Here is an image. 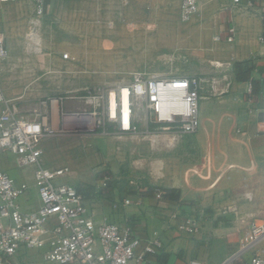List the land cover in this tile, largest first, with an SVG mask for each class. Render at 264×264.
Wrapping results in <instances>:
<instances>
[{"label":"crops","instance_id":"0c3cea01","mask_svg":"<svg viewBox=\"0 0 264 264\" xmlns=\"http://www.w3.org/2000/svg\"><path fill=\"white\" fill-rule=\"evenodd\" d=\"M181 1L130 0L129 4H124L123 0H47L41 25L44 23L50 30L52 24L60 26L66 22L64 18H71L67 22L76 24V27H69L70 36L79 40H97L94 31L82 30L78 24L101 22L97 16L101 19L107 17L115 25L127 20V23L134 25L113 29L111 32L116 35L110 38L175 41L170 56L179 53L187 58L181 57L174 61L171 64L173 69L176 66L185 70L184 66H188L190 70H195L191 74H198L196 64L206 69L207 63L214 64L217 61L232 63L234 67L238 61L249 60L256 66L252 76L264 82V41H261V37H264V0H255L253 6L243 0L239 7H233L232 0H199V11L188 21L181 19ZM14 2L23 11L21 15L7 19L1 16L3 5L0 3V33L5 39L9 55L15 49L25 50V46H16L19 40L27 38L28 28L25 25H28V19L35 11L33 0ZM27 5L31 6V12L26 9ZM27 15V22L20 26ZM231 25L236 27L232 42L226 39ZM216 35H221L222 40H216ZM107 37L104 36L105 39ZM137 44L138 47L142 46L140 42ZM250 84L249 81H234L232 93L225 99L231 107L236 105L237 108H227L222 117L220 112H214L211 101L201 102V127L196 134V143L183 146L187 148L186 151L191 147L197 153L195 156L182 155L160 160L159 163L152 162V173L133 192L111 191L109 189L112 187L109 186L102 195L88 197V204L96 212L99 221L106 219L122 225L129 224L143 239L155 232L163 238L165 247L159 253L149 255L148 264H190L193 259L206 264H221L234 255L248 258L264 251V239L250 246L251 236L247 233L253 220L264 219V133L261 122H253L252 102L255 101V95L251 92L242 96L244 91L248 92ZM64 103L52 115L53 125H57L58 129H65L71 124V119H63ZM221 120L225 126L239 122L236 145L224 143L222 147H214L205 143L207 134H224L219 131ZM208 128L209 131H206ZM56 142L48 139L43 142L46 163L53 167L69 166L54 159L60 150ZM0 159L1 167L18 182L27 179L33 182L10 153L0 150ZM76 161L71 162L72 169L61 178L62 181L76 187L94 185L100 188L101 181L110 179L103 172L91 175L85 163L78 166L80 162ZM93 176L96 180L92 179ZM246 182L255 192L251 201L243 197V184ZM149 187L155 188L151 194ZM167 188L176 189L174 194L180 197H167ZM156 191H162L163 197L157 198ZM127 197L133 200L131 204L124 203ZM22 201L27 209L36 206L39 201L36 188L33 187ZM194 213L199 217L200 229L193 233L182 230L180 225ZM174 214L178 216L175 218ZM41 250L46 255L43 248L25 249L19 255ZM46 261L55 263L47 258Z\"/></svg>","mask_w":264,"mask_h":264},{"label":"built area","instance_id":"2783aa9c","mask_svg":"<svg viewBox=\"0 0 264 264\" xmlns=\"http://www.w3.org/2000/svg\"><path fill=\"white\" fill-rule=\"evenodd\" d=\"M14 1L17 0H0V3ZM33 1L35 11L28 19V38L38 33L47 2ZM242 1L232 0L233 7H239ZM247 1L250 6L254 5L255 0ZM199 2L181 1L183 21L190 20L199 11ZM123 3L129 4L130 0H123ZM235 35L236 27L231 25L226 39L232 42ZM216 40H222L221 35H216ZM261 41H264V37H261ZM7 55L5 39L0 33V60ZM181 57L187 58L173 53L170 59L173 63ZM222 65L217 62V66ZM219 83L211 75L140 70L134 73L130 82L118 84L108 94L101 91L94 94L91 89H87L83 98L92 104L101 103L103 117L115 121L124 132L136 130V121L145 119L148 124L154 123L160 129L178 134H194L201 123L202 91L205 88L208 91L216 89ZM125 91L126 106L122 100ZM248 92H252V84ZM112 94L116 102L114 108ZM69 98L74 96L66 97ZM42 105L48 110L43 113L37 110L31 114L24 113L8 97L0 79V150L14 156L23 172L33 180L32 183L28 179L18 182L1 167L0 159V264H11L23 250L35 248L45 249L47 260L59 264H148L149 255L159 253L165 247L158 233L143 239L129 224L122 225L106 219L99 221L96 212L88 204L89 198L80 193L75 185L61 180L71 169L46 163L43 142L57 132L52 125L55 100L44 101ZM95 114L62 112L63 119H71L69 128L76 134L102 124L100 119L93 117ZM261 116L260 127L264 133V106ZM33 187L37 190L39 201L36 206L27 209L22 198ZM243 190V197L253 200L255 192L249 183L243 184ZM156 197L162 198L163 192L156 191ZM132 202L129 197L124 199L125 204ZM173 216L176 218L178 214ZM180 228L190 233L197 232L200 229L197 213L188 217ZM247 233L251 236L250 246L264 239V219L253 220ZM190 264L206 263L193 259ZM221 264H264V251L248 258L234 255Z\"/></svg>","mask_w":264,"mask_h":264},{"label":"rangeland","instance_id":"374dc122","mask_svg":"<svg viewBox=\"0 0 264 264\" xmlns=\"http://www.w3.org/2000/svg\"><path fill=\"white\" fill-rule=\"evenodd\" d=\"M15 3H2L1 16L7 19L10 16L21 15L23 10L17 8ZM27 7L28 11L32 9L29 5ZM27 18L28 15L24 17L25 22L20 26L25 25ZM97 19L101 22L78 24L82 30L94 31L97 34V40H79L70 36L69 27H76V24L67 22L71 21V18H64L66 22L61 23L60 26L52 24L50 30L42 23L43 25L38 27L39 31L33 38L19 40L16 47L25 46V50L15 49L12 54L8 53L7 57L1 59L0 79L8 97L26 114L34 113L35 110L41 113L47 111L48 108L42 103L50 100H55L54 111L56 112L63 102H65L64 111L81 114L95 112L93 117L100 119L102 124L81 134H76L69 127L58 129L52 122L57 132L49 135L45 140L57 141L56 146L60 150L54 159L65 162L70 169H72L71 162L77 163L76 160H79L78 166L85 163L91 175L107 173L110 179L101 181L102 187L110 181L112 188L109 190L111 191L133 192L136 186L141 181L145 182L152 173V162L159 163L160 160L179 158L182 155L195 156L197 153L191 150V147L188 148L189 151H186L187 148L184 149L183 146L195 145L199 130L194 134H178L167 129H160L154 123L148 124L145 119H142L136 121V130L121 131L115 121L103 117L101 103L92 104L83 98L86 90L91 89L95 92L94 94L100 91L108 94L118 84L130 82L134 73L140 70L152 73L174 72L179 75H189L195 70H190L188 66H184L185 70L176 66L175 69L171 68L170 53L174 51L175 41L112 39L110 36L116 35L111 32L113 29L125 25L132 26L134 23L121 20V23L115 25L107 17L101 19L97 16ZM25 26L29 32V22ZM105 35L108 36L107 39L104 38ZM138 42L142 46L138 47ZM187 49L190 50V48ZM213 63H207L209 66L207 65L206 69L196 64L198 74L211 75L220 81L219 85L216 84V89L211 88L208 91V88H205L202 91L201 102L211 101L214 112H220L222 117L227 108H237L236 105L231 107L232 105H229L225 99L232 93L234 81L237 80L232 63L231 66L223 62H220L222 66H217V61ZM248 93L244 91L242 96ZM70 96L74 98L66 99ZM254 98L252 117L253 122L258 124L262 119L263 92L261 91V94L255 95ZM238 124L239 122L233 126H225L221 120L219 131L224 134L215 136L207 134L205 143L214 147H222L224 143L236 145ZM208 125L207 122L206 126ZM206 131H209V128ZM92 179L96 180L94 176ZM45 257L43 250L28 251L18 255L13 264H56L48 263Z\"/></svg>","mask_w":264,"mask_h":264},{"label":"trees","instance_id":"16d2710c","mask_svg":"<svg viewBox=\"0 0 264 264\" xmlns=\"http://www.w3.org/2000/svg\"><path fill=\"white\" fill-rule=\"evenodd\" d=\"M264 36V35H263ZM255 64L252 61H238L234 64V74L235 79L239 82L249 81L252 83V95H259L261 91L264 92V82L261 83L259 80L255 79L252 76V72L255 69ZM100 176V175H99ZM103 178V177H100ZM110 185H106L105 187L98 188L94 185H88L86 188L78 186L77 189L80 193H82L85 197H93L96 195H102L105 190L109 189ZM150 194L154 191L155 188L149 187ZM166 196L171 199H178L180 196L179 194H174L177 192L176 189L167 188L165 189Z\"/></svg>","mask_w":264,"mask_h":264},{"label":"bare ground","instance_id":"6f19581e","mask_svg":"<svg viewBox=\"0 0 264 264\" xmlns=\"http://www.w3.org/2000/svg\"><path fill=\"white\" fill-rule=\"evenodd\" d=\"M126 95H127V91L124 92V95H123V101H124V105L126 106L127 105V101H126ZM116 102H114V95L112 94V106L113 108L116 107ZM56 107V105H55ZM126 117H127V114H126Z\"/></svg>","mask_w":264,"mask_h":264}]
</instances>
